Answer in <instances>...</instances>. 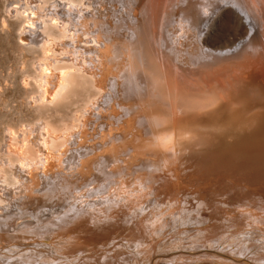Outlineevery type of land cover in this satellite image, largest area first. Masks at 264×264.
Segmentation results:
<instances>
[{"label":"bare ground","instance_id":"1","mask_svg":"<svg viewBox=\"0 0 264 264\" xmlns=\"http://www.w3.org/2000/svg\"><path fill=\"white\" fill-rule=\"evenodd\" d=\"M104 1L109 6L105 15L95 0H44L41 5L26 0L24 7L14 8L28 33L20 45L41 55L38 105L47 110L65 106L78 88L95 96L86 95L83 119H63V128H58L46 118L38 145L24 142L28 144L22 149H11L7 167L21 163L20 171L28 177L1 169L0 264H147L181 221L189 231L183 241L191 246L186 247L206 249L186 258L162 254L161 262L264 264L260 235L249 234L256 241L242 235L251 229L264 233L259 214H264V0ZM73 51L85 56L78 61ZM95 116L98 125L91 127L89 120ZM151 171L169 174L171 183L179 172L184 185L198 190L215 183L211 188L220 197H214L217 204L205 202L210 211L223 215L226 209L230 215L235 210L243 217L213 221L205 230L206 223L202 226L197 218L202 227H195L192 220L191 225L177 216L173 204L161 205L162 187L153 193L154 185L165 179L151 177ZM142 172L149 178L140 182L135 176ZM231 176L242 178V190L222 184ZM86 179L101 188L99 196L108 191L111 196L89 201L100 192L88 200ZM113 181L121 183L116 192ZM80 182L89 189H80L83 195L77 188H83ZM13 185L24 189L29 204L5 199L11 198ZM73 186L75 196L68 195ZM65 187L68 194L61 193ZM152 196L161 203L152 204ZM66 200L80 203L59 207ZM47 201L59 202L52 203L57 209L47 206L42 214L40 206ZM123 203H137L144 213L138 212L146 213L143 220L119 222L124 214H115L114 207ZM52 234L66 243H55Z\"/></svg>","mask_w":264,"mask_h":264},{"label":"rangeland","instance_id":"2","mask_svg":"<svg viewBox=\"0 0 264 264\" xmlns=\"http://www.w3.org/2000/svg\"><path fill=\"white\" fill-rule=\"evenodd\" d=\"M25 1L26 0H0V171H1V169H3L4 171L6 170V172H5L6 174L13 173L15 176H17L18 174H22L23 173L22 174L23 177L24 178H27L28 177L27 174H24V172L21 173V171H20L21 163L15 162L16 165L9 166V168H12V170H10L7 167L9 165V163L7 162V158H9L10 156H12V154H14L11 149L14 150L16 148L17 150H20V146H21V149H22V145L24 146L25 144H28V143L29 144L31 143L32 145H36V144L38 145L39 144V140H42L43 139V134L45 133V131L43 130V127H44V122H45L44 120H46V118H47V120L49 119V121L52 124H53V121H54V124L53 125L56 126V127L59 126L58 128H63V125H61V123L62 122L64 123V121L67 122V120L68 119H71L72 117H77L79 120L83 119L84 118L85 111L87 110V108H85L86 106L84 104V101H86L85 98L88 96L87 94L94 95V92L92 90L91 91L88 90L89 93L87 91L85 93V90L82 89L84 92L83 91L81 92V90H80L81 88H78V90H76V93L77 94L74 92L77 96H74L75 94L72 97L69 96L66 99V102H67V100L69 98L70 99L68 100V102L69 101L70 102L69 103L67 102L65 106L62 105L64 108L60 104H57V105H60V106H57L56 105V106H54V109H52L53 107L51 106L52 108L51 109L49 108L50 110L49 109L47 110V108L43 106L47 111H45V109L44 110H40V109H43V107H41L42 106L41 104L38 105L37 100H38V102H40L39 99H40V95H41L42 91L39 89V87L37 85V80L38 79L36 77H37V74L39 73L38 72L39 71L38 70L39 69L38 62L40 63L41 55L39 53H37L36 50H35L36 51L35 52L34 50H31V49L27 48L26 46L20 45V41H23V37L25 35H27L28 33H26V31H25V30H27V28L24 27V25H23V22L24 21L21 22V19H18L17 18L16 11H18L17 9L24 7V2ZM31 1H33L32 4L36 3V5H39V4L41 5L44 0H39L41 3L39 1H36V0H31ZM52 1H54V0H52ZM103 1L104 0H95V2H97V3L100 2V4H102V6L99 9L100 10L99 12L100 13L102 12V14L105 15V13L106 14L108 13V10H105V7H109V6L108 5L105 6L104 3H107V2L106 1L103 2ZM103 7H104V9H103ZM14 8H17V9H14ZM14 10H15V12H13ZM23 11L24 10L22 9V12ZM21 28H22V30H21ZM23 30H24L25 34H24ZM21 32H23L22 33V38L19 35V34H21ZM71 55H72V57H75V59H78V61L82 60V57L85 56V54H83L82 51H78V52L73 51L71 53ZM36 69H37V72H36ZM72 94H73V91H72ZM97 98H99V97H97ZM40 103H42V102H40ZM63 104H65V102ZM106 104H107V102H106ZM37 105H38V107H37ZM39 106L41 107L40 109H39ZM47 107H49V106H47ZM55 107H57L56 110H55ZM57 112H58V114H57ZM49 116L51 117V119L49 118ZM52 119H53V121H51ZM63 119H64V121H63ZM96 119H99L98 116H95V117H93V119H90L89 120L90 121L89 124L92 123L90 125L91 127L92 126L95 127V126L98 125V121ZM78 122H76V124H78ZM106 122H107V124H108V126L110 128V124L111 123L108 122V120ZM100 123H103V121L100 120ZM23 131H24V133H23ZM24 137H26L25 138V141H23ZM24 142H28V143H24ZM12 144H14V145L12 146ZM10 146H12V147H10ZM16 149H15V151H16ZM10 153H12V154H10ZM24 163H25V161L23 162V164ZM6 167L8 169H6ZM109 170L112 171V168H109ZM1 173L2 174H4V173H3V171L0 172V185H3L2 184V176H1ZM160 173H163V171H151L150 174H148L151 177L152 176L153 177L154 176H157V177L160 176L159 177L160 179L161 178L165 179V180L162 179L164 182L162 181V183L160 185H154L155 187H154V192L153 193L159 192V188L162 187L161 191L163 190L162 191L163 196L161 194V196L158 197V198H160L159 200H163L164 201V202H162L161 205H163L165 203H167L168 205L169 204L170 205L173 204L174 207H175V210L178 212L177 213L175 211L177 213V216H178V214H180V218H184V219L186 218L187 219L186 221L189 222L190 224H191V220H192L193 221L192 224H194L195 227H196V224L198 225V221L199 220L200 221L202 220V222L200 223L202 226H204V224L206 223V225L204 227L200 226V224L198 225V227L199 226L202 227V230H205L208 227H211L213 225L212 224L213 221H214V224H218L221 221L224 222V223L226 222V220L227 221H230V220L232 221V216L233 217L235 216L237 218H239V216L240 217H243L242 216V213L243 212L240 213L237 216V214L234 212L235 210H230V212H229L230 215L229 214H226V209H224L225 210L224 211V214H223V212L221 213L223 215L217 214L216 211H214V210H211L210 211L209 207H207V203L212 202V204H215V203L217 204L218 202H217V200L214 197H220V196L216 195V193H217L216 190L211 188V187H213L215 185L214 182H213L214 184H212V183L210 184V186H209L210 188L208 187V188H203L201 190H198V189H195V187H194L195 185H193V184H186V185H184L183 182H182V180L179 179L180 178V175H181L179 172H178L177 178H176V176L173 177V179L175 178L174 181H173V183H171L169 181L170 180L169 179L170 178L169 177V174L164 173V175H162ZM148 175H145V172H142V173H138V175H136L135 177L137 179L139 177H141V178H139V180H140V182H143L144 181V178H146V177L149 178ZM161 176H164V177H161ZM227 179L230 182H228ZM231 179H233V180H231ZM114 180L116 181V179H114ZM88 181H90V182L87 183L86 186L87 187H90L89 188L90 190L89 189H86L87 187H85L84 186L85 184L82 183V182H80V184L81 183L83 184V185H81V186H83V188L80 185L79 186L81 188L77 187V185L79 183L77 185L75 184V186L79 189V191H82V190L87 191V190H89L88 191L89 194L87 192V194L89 195V196L87 195L89 197L88 198V200H89L90 199V195H92L94 197V195L92 193H94L95 191L98 193V191L100 192L102 190H101V188H99V186H95L96 184H93L94 181L91 182V179L90 180L88 179ZM88 181L86 179V182H88ZM115 181H113L114 183H112V184L115 185V186L112 187L114 189L113 192H116L117 191V188H119V186H121V183H118V185H117L116 182H118V181H116V182ZM164 183H165V185H164ZM228 183H230V184H228ZM231 183H233V184H231ZM222 184H224L225 186L228 185V187H230V188L232 187V190L233 191L235 189L237 191H240L245 186L244 183L242 182V178L240 176H235V177L234 176H231L230 179L229 178H226V180H224V182L222 180ZM64 185H66V184H64ZM77 188H76V191L78 192V189ZM73 189L74 190L72 192L70 189H66V187H65L64 189H62V192L61 193H67L68 194V190H70L69 191L70 194H68V195H72L73 196L75 194V188H74V186H73ZM80 189H82V190H80ZM113 189H111V190H113ZM214 190H215V192H214ZM79 193L82 194L83 191L82 192H79ZM107 193H109V194L104 193V195L106 194L107 196H109V195L111 196V194H110L109 191ZM9 194H10L11 198H8V197L5 198V199H8L9 202L12 201V200H14V201H19V203L24 202L26 204H29V201L25 198L26 193L24 192V189L23 188H20L18 185H13V187L11 188V192ZM81 194H80L79 197H81L83 195V194L82 195ZM94 194H96V193H94ZM96 195H97V199L94 200V198H92L89 201H92L93 202V201L98 200V198L99 199H105L106 198L105 197L106 195L105 196L102 195L104 198L101 197V196H99V195H101V192L98 193V194H96ZM96 195H95V198H96ZM202 195H204V196H202ZM87 196H84V198L86 199L85 200L86 203L88 201L87 198H86ZM200 196L203 197V198H201ZM84 198L82 200H80V201L82 202L84 200ZM152 198L154 199V197L152 196V197L149 198V200H151ZM71 199H72V197H71ZM153 199H152V204L153 203L156 204L157 202L159 204L161 203L158 199H156V198L154 200ZM69 200L64 201V203L62 202L63 204L62 203L61 204H58L59 202L56 203V202H52V201L51 202L50 201L49 202L48 201L47 202H43L42 205L40 206L41 207L40 208L41 211L44 210V212L42 214L46 213V210H47L46 207L47 206H48L47 208H50V210H53V209L55 210V209H57L56 207L58 205H59V207L66 206L68 204L67 202H69V203L71 201L72 202H75V203H72V204H76V202L80 203L79 200H77V201H73V200L69 201ZM124 200L126 201V199L123 198V201ZM85 201L83 202V204H85ZM205 202H207V203H205ZM44 203L46 204L45 208L43 206V205H45ZM50 203H51V205H50ZM52 203H54V204L56 203L58 205L54 207V205H52ZM178 203H179V205H177ZM13 204H14V202H13ZM135 204L133 203L131 205L129 203H123V205L121 204L122 206H115L114 207V208H116V209H114L115 210V212H114L115 214H124V215H122L123 217L120 216L123 219L120 218V217L118 218L119 219L118 220L119 222L124 221V223H134L135 224L136 222H139V221H142L143 220V216L146 213L144 215L143 214L141 215V213H144V212L143 211L142 212L140 211L142 209L137 205V203H135ZM49 205L52 206V207H49ZM28 207H25L24 206V209L27 211V210L30 209V206H28ZM131 208H132V210L135 208L134 209V212L132 210H129ZM136 208H138V209H136ZM157 210L160 212L161 211L160 207ZM109 211L110 210H106V212H109ZM138 211L141 212V213H139ZM199 211H201V212H199ZM47 212H48V210H47ZM129 212H131L132 214L134 213V214L131 216V213H129ZM184 212H186V213L184 214ZM208 212L209 213L212 212V213L209 215ZM136 213L138 214V216H137ZM205 213H206V215H204ZM231 214H234V215H231ZM259 214L261 216L263 215L262 217L264 219V214H261V213H259ZM185 215H186V217H185ZM200 215H202V216H200ZM124 216L126 217V220H125V217ZM140 216H141V218H140ZM187 216L189 217V219H188ZM13 217H10L9 216V219L10 218L12 219ZM135 217H136V220H135ZM137 217H139V218H137ZM191 217H193V218L191 219ZM194 217H195V219H194ZM209 217H211V219ZM30 218L32 220H35L34 217H31L30 216ZM197 218H198V221H196ZM203 218L206 219V220L203 221ZM212 218H213V220H212ZM9 219H7L6 221H12L13 222V220H9ZM207 220H209V222H211V223L209 224V222ZM195 222H197V223H195ZM203 222H204V224H202ZM232 222H235V221H232ZM181 223L182 224L180 225V229H179V225H176V227L178 229L175 227L177 230H175V228L173 229V231H177V232L175 234H173L171 236V238H170V239H172V238H178V237L181 236V239H178L179 244H178V242H176V240H175V242L170 243L171 241L169 239L166 242V244H163V248L162 249L161 248H158L156 250L157 254L159 252L160 253L158 255L153 256L152 257V260L150 259L149 261H147L146 262L147 264H152V263L153 264H161V263L163 264L165 261L164 262H161L160 261V257H159V255H162V254L163 255H166V254L169 255L170 253H172V255H171L172 256V259L173 258L174 259L175 258L177 259L181 255H182V257H185L186 258V257L191 256L189 254L191 252H193V251L198 252V251H203V250L206 249V248L204 249V247H202L203 249L201 248V249H195V250H192V249H188L187 248V247H189L190 244L188 242H184L183 239L187 241L188 236L185 235V234H187V233L189 234V231H188V228H187L186 224H183V221H181ZM186 230H187V233H185ZM253 230L254 229L247 230L246 232L248 234H246V232H243L242 235H245V237L248 240L249 239L250 240H254L255 239L254 238L255 236L254 235L250 236L249 234H251V233L255 234V232H256V234L258 236L260 235V238L262 239L261 242H264V238H263L264 237V233L262 231L260 232V230H258V231H255V230L253 231ZM69 233H70V231H69ZM234 233H237V232H234ZM181 234H183V236ZM177 235H179V236L177 237ZM52 236L53 237H50V239L52 241L54 240L55 243H57L59 241H62V243H66L62 239L58 238V236H56L54 234H52ZM234 236H236V235L229 236L228 239L229 240L230 239H233ZM55 237H56V239H55ZM117 239L119 240V237H117ZM110 240H112V238ZM256 240L257 239H255L254 241H256ZM180 241L181 242H184V243H181L180 244ZM177 244H178V248L173 250V248H175V245H177ZM262 244H264V243H262ZM165 246H167V247L165 248ZM207 249H209L211 251H214V252L223 253L222 249H218L216 247H210V248H207ZM188 250H190V251L188 252ZM261 250H263V249H261ZM161 251H164V253H162ZM38 252H41V251H38ZM54 252H55V254L58 253L57 251H54ZM182 252H186V253H182ZM63 253L65 254V252H63ZM63 253H60V254H63ZM176 253H177V256L178 257L176 256ZM69 254H71V253H69ZM72 254H74L76 256L78 254H81V252H74ZM227 255H229V254H227ZM173 256H175V257H173ZM195 257H198V255H195ZM228 257H230V255ZM167 258L168 259L169 258L171 259L170 256H168ZM246 259L249 260L248 258H246ZM159 261L161 263H159ZM249 261L252 264H256L252 260H249ZM80 262L83 263V261H80ZM55 264H61V262L60 261H57V262H55ZM164 264H169V263H164Z\"/></svg>","mask_w":264,"mask_h":264}]
</instances>
